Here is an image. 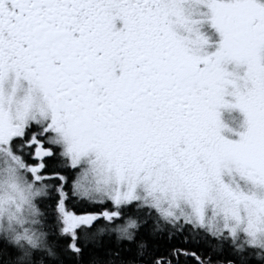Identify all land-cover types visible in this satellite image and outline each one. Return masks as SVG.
I'll list each match as a JSON object with an SVG mask.
<instances>
[{
    "label": "snow or ice",
    "instance_id": "6c2138e0",
    "mask_svg": "<svg viewBox=\"0 0 264 264\" xmlns=\"http://www.w3.org/2000/svg\"><path fill=\"white\" fill-rule=\"evenodd\" d=\"M0 264H264V0H0Z\"/></svg>",
    "mask_w": 264,
    "mask_h": 264
}]
</instances>
